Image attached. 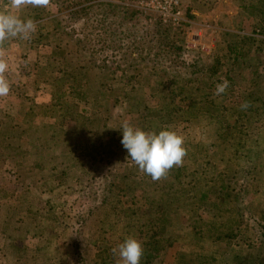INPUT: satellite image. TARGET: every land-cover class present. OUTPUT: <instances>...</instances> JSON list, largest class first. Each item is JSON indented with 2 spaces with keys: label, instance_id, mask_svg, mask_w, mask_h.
<instances>
[{
  "label": "rangeland",
  "instance_id": "1",
  "mask_svg": "<svg viewBox=\"0 0 264 264\" xmlns=\"http://www.w3.org/2000/svg\"><path fill=\"white\" fill-rule=\"evenodd\" d=\"M259 1L49 0L20 12L36 31L0 45L12 85L0 97V264H120L113 249L128 236L140 264H264ZM123 8L137 10L125 25L105 21ZM123 121L181 135L183 163L153 180L126 156ZM237 190L234 235L207 241L205 223L225 228L216 204Z\"/></svg>",
  "mask_w": 264,
  "mask_h": 264
},
{
  "label": "clouds",
  "instance_id": "2",
  "mask_svg": "<svg viewBox=\"0 0 264 264\" xmlns=\"http://www.w3.org/2000/svg\"><path fill=\"white\" fill-rule=\"evenodd\" d=\"M48 2L49 0H10V7L15 11H0V44L14 38L31 39L36 25L31 19H22L20 12L26 6L46 7ZM7 68L6 62L0 60V97L7 96L10 91L9 81L4 75ZM227 87L228 81L225 79L216 85L215 94H223ZM118 129L126 156L153 180H159L173 166L183 163L186 155L184 139L175 131L161 129L158 132H146L128 121H123ZM113 253L120 258V264H140L143 255L142 242L134 236H128L113 249Z\"/></svg>",
  "mask_w": 264,
  "mask_h": 264
},
{
  "label": "trees",
  "instance_id": "3",
  "mask_svg": "<svg viewBox=\"0 0 264 264\" xmlns=\"http://www.w3.org/2000/svg\"><path fill=\"white\" fill-rule=\"evenodd\" d=\"M256 3H259V5H263L264 4V2H261V0L259 2H256ZM33 9L34 8H31L30 12H32ZM136 11H137L136 9H132V8H123V10L121 11V13H114V14L106 17L105 18V21L108 20L111 23L112 22H115L116 24H119V25H125L136 14ZM106 34L112 35L110 29H108V28L106 29ZM123 38L126 41L128 40V38H126V37H122L121 39H123ZM33 40L36 41L35 39H33ZM133 43H135V42H132L131 45H134ZM143 43H146V42H142V44ZM146 44H148V43H146ZM0 45L4 47L6 45V41L4 43L0 44ZM135 45H137V44H135ZM95 46L98 47L99 46V43L98 42H95V44H93V47H95ZM142 48H143V46L140 47V51H149L148 50L149 49V46H147L145 49H142ZM93 49H95V48H93ZM178 49H181V48L178 47ZM161 50L162 51H165L164 48H162ZM65 55L67 56L68 54H65ZM1 60L4 61V62H7L5 58H1ZM194 63L195 62H193V64ZM194 66H195V64L192 65L191 67H194ZM195 68H197V72H200L202 70V68H199L198 65H196ZM71 74L72 73H70V75ZM10 86H12V85H10ZM182 113L183 112H181V111H177L176 112V115L184 116L183 114H185V113H183V114ZM158 120L161 121V120H164V119L162 117H160V119H158ZM153 121L156 123V120H153ZM168 121L170 123L177 122V120L172 121L171 119L168 120ZM159 126H163V125H159ZM163 129H165V128H163ZM153 132H158L157 128L154 127V131ZM239 173L240 172H238L237 174H239ZM224 195H227V197H228V202L226 203L228 206L227 207H223V205H225L224 204V201L225 200H222V202H220V204H222V207H221V205L219 203H217L216 205H218V208L216 209V212H215L214 216H216L217 212L219 213L218 214L219 215V218H222L225 221V228L222 229L223 231H219V230H215V225L216 224L214 222L210 221L209 223H205V225L208 226V230H206V237H207L206 240L207 241L218 242L220 239H225V238L227 239L228 237H231V236L234 235L233 229H235L236 223H238L239 220H238V216L237 217L233 216L234 214L232 212H235V214L237 212H239L240 209H241V206H239V205H241V204H239L238 206L237 205H233L232 206V202L234 201L235 204L236 203H239L240 201H243L245 199L246 195H245V191H241V190L233 191V192H231V194H228V192L225 194V192H224ZM13 217H14V220L13 221H18V224L17 225L18 226H21V221H23V219L20 218L17 215H13ZM27 227H29V224H28ZM26 231L29 232L30 230H26ZM155 243L158 244L157 238L155 240ZM144 251H146V250H144Z\"/></svg>",
  "mask_w": 264,
  "mask_h": 264
},
{
  "label": "built area",
  "instance_id": "4",
  "mask_svg": "<svg viewBox=\"0 0 264 264\" xmlns=\"http://www.w3.org/2000/svg\"><path fill=\"white\" fill-rule=\"evenodd\" d=\"M157 7V6H156ZM145 8H147V7H145ZM148 9H150V8H148Z\"/></svg>",
  "mask_w": 264,
  "mask_h": 264
}]
</instances>
